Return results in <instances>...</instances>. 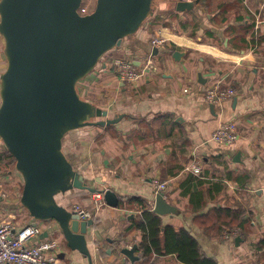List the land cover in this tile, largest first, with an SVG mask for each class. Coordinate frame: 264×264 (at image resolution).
Segmentation results:
<instances>
[{
    "label": "crops",
    "instance_id": "1",
    "mask_svg": "<svg viewBox=\"0 0 264 264\" xmlns=\"http://www.w3.org/2000/svg\"><path fill=\"white\" fill-rule=\"evenodd\" d=\"M179 1L152 0L144 30L120 47L124 56L119 58L137 69L152 63L146 77L121 82L109 63L117 55L108 52L77 84L81 98L107 110L109 118L123 116L110 126L74 131L64 141V153L86 184L98 191L110 189L119 201L112 207L103 198L104 206L92 218L86 236L92 264H127L120 250L134 245L139 264H193V254L183 252L182 260L172 244L165 249L169 228L195 241L208 261L202 264H264V255L261 259L255 250L264 238V0H201L192 11L177 12ZM157 23L171 34L243 59L221 60L166 38L154 48L150 42L158 35H153ZM3 47L0 35V74L6 68ZM154 49L159 53L153 54ZM175 52L180 54L175 57ZM217 84L234 88L235 95L207 104L203 94ZM226 123L235 125L239 137L223 147L211 136ZM11 164L0 139V219L11 222L15 233L39 225L42 233L30 244L54 241L52 252L62 264H88L68 249L54 221H35L22 206V178ZM191 164L201 168L199 176L185 171ZM154 180L166 184L161 193L171 211L163 215L154 213ZM93 194L72 190L57 202L70 210L74 203L92 210ZM220 209L244 210L240 219L249 220L241 230L244 235L233 227L236 236L224 239L226 226L215 212ZM150 218L160 226V250L150 247L144 254L146 233L138 224Z\"/></svg>",
    "mask_w": 264,
    "mask_h": 264
},
{
    "label": "water",
    "instance_id": "2",
    "mask_svg": "<svg viewBox=\"0 0 264 264\" xmlns=\"http://www.w3.org/2000/svg\"><path fill=\"white\" fill-rule=\"evenodd\" d=\"M200 1L181 0L175 10L192 11ZM82 3L0 0L6 59L0 74V139L22 178V206L35 221H54L68 249L92 264L86 236L93 220H80L57 198L72 190H98L76 172L64 153V141L74 131L110 126L122 119V115L111 119L107 110L82 99L77 84L146 23L152 15V0H96L85 15L79 13ZM163 196L156 195L154 213L171 211ZM104 200L109 206L119 205L110 189ZM239 241L235 238L236 244ZM136 249V245L123 248L120 254L135 262Z\"/></svg>",
    "mask_w": 264,
    "mask_h": 264
},
{
    "label": "built area",
    "instance_id": "3",
    "mask_svg": "<svg viewBox=\"0 0 264 264\" xmlns=\"http://www.w3.org/2000/svg\"><path fill=\"white\" fill-rule=\"evenodd\" d=\"M166 42L165 36L160 33L151 40V46L159 48ZM110 65L114 73L121 82L133 83L143 77H146L152 69V63L147 61L141 69H137L135 65L124 58H112ZM187 92V90H184ZM235 95V90L232 87H221L215 85L213 88L205 90L203 97L207 104H220ZM239 135L236 127L232 123L220 125L212 134L211 141L219 146H230ZM196 176L201 174V168L196 164H191L185 168ZM153 187L156 194L161 193L166 189V184L157 180L153 181ZM107 189L98 191L92 195L93 209L89 210L79 203L71 205V210L74 211L80 220L92 219L94 214L104 206V193ZM42 233L39 225H28L15 233L11 222L0 219V264H62L61 261L53 254L52 250L56 243L51 240H38L35 243L29 242L39 238ZM234 234L224 233L225 240L231 239ZM127 264H139L137 262H128Z\"/></svg>",
    "mask_w": 264,
    "mask_h": 264
},
{
    "label": "trees",
    "instance_id": "4",
    "mask_svg": "<svg viewBox=\"0 0 264 264\" xmlns=\"http://www.w3.org/2000/svg\"><path fill=\"white\" fill-rule=\"evenodd\" d=\"M153 11V5L152 9ZM9 156V160L11 163H15L12 156ZM68 193V192H67ZM218 217V221L221 219V222L226 226L224 233H233L232 231L233 227L239 228L238 235L241 234V230L244 229L246 223L249 222V220H241L240 217H243L244 210L243 209H237V210H231V209H220L215 211ZM149 214H146L148 216ZM159 225L157 224L156 220H150L147 219L146 224L145 223H139L138 229L146 233L145 242L146 245L143 246V253L148 254L150 253L151 248L159 249ZM166 234L165 236V249L169 250L170 245L172 244L174 248L173 251L176 252L180 259L183 260V252L187 255L192 256L191 263L193 264H202V262H208L207 260H204L202 256L199 255L198 247L195 243V241L189 237L184 232H173L170 228L166 229L164 232ZM223 233V234H224ZM167 242V243H166ZM151 247V248H150ZM255 250L258 253H262L264 255V238H262L255 247ZM195 254V255H194ZM198 257V259H197Z\"/></svg>",
    "mask_w": 264,
    "mask_h": 264
},
{
    "label": "bare ground",
    "instance_id": "5",
    "mask_svg": "<svg viewBox=\"0 0 264 264\" xmlns=\"http://www.w3.org/2000/svg\"><path fill=\"white\" fill-rule=\"evenodd\" d=\"M164 36H165V38H167L168 40L172 41L173 43H175L176 45H179V46H184L186 44H191V45L194 46L195 49H197V50H199L201 52L210 54L214 58H219L221 60H232V61H239V60L243 59V57H241V56L226 54L224 52H221V51L217 50L213 46H209L207 44L193 43L190 40H188L187 38L180 37V36H177L175 34L165 33Z\"/></svg>",
    "mask_w": 264,
    "mask_h": 264
},
{
    "label": "rangeland",
    "instance_id": "6",
    "mask_svg": "<svg viewBox=\"0 0 264 264\" xmlns=\"http://www.w3.org/2000/svg\"><path fill=\"white\" fill-rule=\"evenodd\" d=\"M95 2H96V0H83V3H82V5H81V7H80V9H79V13L81 14V15H85V14H87V13H90L93 9H94V6H95ZM153 3V2H152ZM145 25L146 24H144L138 31H137V33L136 34H134V35H137L138 34V32L140 33V32H142L143 30H144V28H145ZM169 31V30H168ZM168 31H166L159 23H157L156 24V29L153 31L154 33H153V35H156V34H160V33H170L171 34V30L168 32ZM184 31H186V33H191V29L189 28V29H187V30H184ZM143 33H145V37L144 38H146L147 37V31H145V32H143ZM173 33V32H172ZM130 38V37H129ZM167 39V38H166ZM126 40H128V38H126L124 41H123V43H122V47L125 45V41ZM168 40V39H167ZM169 43V42H168ZM184 46H190V47H193L194 48V46L193 45H191V44H186V45H184ZM120 50V48H116V49H113V50H111L110 52L111 53H115V55H117V57H123L124 56V52L123 51H119ZM260 54V53H259ZM101 62H102V60H101ZM101 62L99 63V65L101 64ZM212 62H216V60H212ZM98 65V66H99ZM83 130V129H82ZM9 166H11V167H14V165L13 164H11V165H9ZM239 231V230H238ZM241 235H244V234H241ZM235 236H232L231 237V239L230 240H233V238H234ZM262 255L263 254H261L260 255V258L262 259L263 257H262ZM259 263V262H258ZM257 262H253L252 264H258Z\"/></svg>",
    "mask_w": 264,
    "mask_h": 264
}]
</instances>
